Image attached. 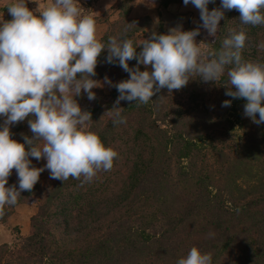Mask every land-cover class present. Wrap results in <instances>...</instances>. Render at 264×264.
<instances>
[{"label": "trees", "instance_id": "1", "mask_svg": "<svg viewBox=\"0 0 264 264\" xmlns=\"http://www.w3.org/2000/svg\"><path fill=\"white\" fill-rule=\"evenodd\" d=\"M132 4L119 0L114 5L119 17L100 37L103 43L129 23L127 38L135 44L144 40L136 36L149 17L129 16ZM220 4L215 0L208 8ZM242 28L248 36L243 59L264 62L259 47L264 25H242L237 10L225 11L216 37H198L207 49L219 50L224 39ZM156 32L166 33L162 24ZM107 55L105 49L98 58L95 77L112 74L116 83L128 79L130 74L118 63L106 62ZM136 64L129 61L130 67ZM140 69L146 70L144 65ZM227 80L226 74L216 83L195 78L172 93L161 89L147 104L121 101L126 123L116 125L107 111L119 95L117 89L111 88L104 103L90 101L82 90L77 102L91 113L92 130L105 145L115 147L118 158L91 183L71 177L64 183L38 180L31 192H21L17 203L32 197L40 202L30 217V231L12 247L5 246L7 254L0 261L177 264L196 246L212 254V264H264V123L257 125L244 115V99L225 95ZM225 100L231 101L230 107H222ZM30 118L11 126L13 139L23 143L24 135H32ZM12 208L6 206L0 219Z\"/></svg>", "mask_w": 264, "mask_h": 264}, {"label": "clouds", "instance_id": "2", "mask_svg": "<svg viewBox=\"0 0 264 264\" xmlns=\"http://www.w3.org/2000/svg\"><path fill=\"white\" fill-rule=\"evenodd\" d=\"M30 9L28 0H9L10 20H0V217L5 207L15 206L21 192H31L40 174L49 170L50 179L63 183L70 177L91 183L100 172L110 171L118 158L112 145H105L92 130V116L82 110L76 97L83 92L91 101L96 87L107 84L119 95L108 110L114 125L126 123L121 101L147 104L166 88L169 93L185 87L190 79L203 82L228 77L225 95L246 101L244 115L264 123V62L244 60L242 49L248 39L242 28L223 40L219 50L197 42L200 28L216 37L225 11L237 10L242 25H264V0H183L199 10L202 24L192 30L182 26L166 33L153 31L135 44L127 38L131 23L105 44L97 35L93 13H85L79 0H46ZM142 50L137 53V47ZM264 49V43L259 45ZM107 49L106 62L118 63L129 78L113 83L96 76L98 58ZM136 60L135 67L129 61ZM140 65L146 70L141 71ZM225 100L222 107H230ZM258 114V118H257ZM28 119L31 136L23 143L12 138L11 126ZM30 158L46 159L43 167L32 166ZM15 169L18 187L7 186ZM177 264H212V254L193 246Z\"/></svg>", "mask_w": 264, "mask_h": 264}, {"label": "rangeland", "instance_id": "3", "mask_svg": "<svg viewBox=\"0 0 264 264\" xmlns=\"http://www.w3.org/2000/svg\"><path fill=\"white\" fill-rule=\"evenodd\" d=\"M9 0H0V20H10L11 16L6 8ZM39 3L44 4L46 0H38ZM81 7L85 13H93L97 22V35L100 38L104 31L110 26L112 21L119 17L118 8L116 5L119 0H79ZM215 4V2L213 3ZM27 6L30 9L37 7L34 0H28ZM165 10L169 13L175 15H182L181 19L170 18ZM211 10V9H209ZM147 15L150 21L146 26L144 31H138L137 34L140 37L136 38L138 40L146 39L156 31L160 24H162L164 30L167 32L170 28L176 26H182L183 30H192L202 24L200 20L199 10L196 9L191 3L187 6L184 5L183 0H177L175 2L168 3L166 6L160 4V0H133V4L129 11V16H143ZM201 35H208L207 31L200 28ZM197 42L202 40L197 36ZM205 48L208 46L202 41ZM107 76L113 83H116L118 79H113V75H104L102 77H94L93 79L103 82L104 77ZM112 87L104 84L102 87H96L93 90L96 91V98L101 102H106L110 96L109 92ZM96 89V90H95ZM185 93H182V96ZM236 132H242L235 125ZM32 165L35 167H43L46 164V159L42 158L36 160L35 158H30ZM10 180L8 183L18 181V176L16 170L13 169L10 175ZM50 180V172L45 169L39 177L40 182H48ZM40 201L35 198H29L25 202H19L6 216L0 219V255L7 254V250L4 253L5 246L8 249L13 246L21 236L26 235L30 231V217L37 210L38 203ZM5 258V255H3ZM0 264H5L4 259L0 261Z\"/></svg>", "mask_w": 264, "mask_h": 264}, {"label": "water", "instance_id": "4", "mask_svg": "<svg viewBox=\"0 0 264 264\" xmlns=\"http://www.w3.org/2000/svg\"><path fill=\"white\" fill-rule=\"evenodd\" d=\"M165 12L167 13V15L170 17V18H175V19H181L182 15H175L173 13H169L165 10Z\"/></svg>", "mask_w": 264, "mask_h": 264}]
</instances>
